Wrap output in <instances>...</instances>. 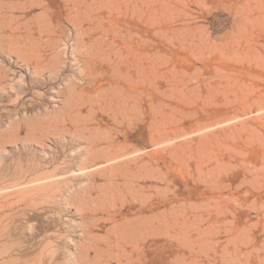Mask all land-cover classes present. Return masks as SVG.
I'll list each match as a JSON object with an SVG mask.
<instances>
[{
    "label": "rangeland",
    "instance_id": "1",
    "mask_svg": "<svg viewBox=\"0 0 264 264\" xmlns=\"http://www.w3.org/2000/svg\"><path fill=\"white\" fill-rule=\"evenodd\" d=\"M180 261L264 264V0H0V264Z\"/></svg>",
    "mask_w": 264,
    "mask_h": 264
},
{
    "label": "bare ground",
    "instance_id": "2",
    "mask_svg": "<svg viewBox=\"0 0 264 264\" xmlns=\"http://www.w3.org/2000/svg\"><path fill=\"white\" fill-rule=\"evenodd\" d=\"M6 19V18H5ZM100 40V39H99ZM79 52V51H78ZM120 88V87H119ZM111 92V91H110ZM132 92V93H131ZM131 92H129L128 94H130V97H131V99H133V98H135L134 97V92L133 91H131ZM134 100V99H133ZM70 108H72V107H70ZM70 110V109H69ZM71 111V110H70ZM76 113V112H75ZM78 119V118H77ZM108 129V128H107ZM86 134V133H85ZM88 135V134H87ZM115 135V134H114ZM117 136V135H116ZM86 137V136H85ZM108 137V136H107ZM114 140H117V139H114ZM121 140V139H120ZM124 142V141H123ZM125 143V142H124ZM100 144V140L99 139H97V138H93V139H91V141H89V148H88V152H89V154H94L95 152H97L98 150H99V148H98V145ZM109 145V144H108ZM110 145H114L113 143H110ZM125 146H126V143H125ZM127 148V147H126ZM107 151V150H106ZM73 152H75V151H73ZM113 152V151H112ZM126 152V151H125ZM107 153V152H106ZM124 153V152H123ZM126 154V153H125ZM110 155V154H109ZM110 158V160L112 159V157H109ZM95 159V158H94ZM124 159V158H123ZM90 160V159H89ZM117 160H119V159H117ZM111 161H114V160H111ZM116 161V160H115ZM87 162H88V159H86V160H84L83 161V163H85V164H87ZM108 163V162H107ZM125 163H128V162H126L125 161ZM2 166V165H1ZM33 167V166H32ZM33 168H35V167H33ZM84 170H86V169H84ZM84 170H81V171H84ZM90 170H92V168L90 169ZM106 170V169H105ZM115 171V170H114ZM72 172H75V171H72ZM72 172H69L68 174H71ZM87 173V172H86ZM91 173V175H92V172H90ZM110 173H112V172H110ZM109 174V173H108ZM111 175V174H110ZM116 176L118 175V174H115ZM62 176V175H61ZM64 176V175H63ZM66 176V175H65ZM88 176V175H87ZM111 176H113V175H111ZM10 177V176H9ZM90 177V176H89ZM93 177V176H92ZM90 179V178H89ZM90 181H92V180H90ZM90 183V182H89ZM135 183V182H134ZM137 183V182H136ZM93 184H94V182H93ZM110 184V183H109ZM114 184V183H113ZM117 184V183H116ZM135 185V184H134ZM96 186V185H95ZM95 186H93V187H95ZM89 187V186H88ZM92 187V190L94 189ZM90 188V187H89ZM114 188H116V187H114ZM137 190V189H136ZM113 191V190H112ZM87 193H88V191H86ZM106 192H108L109 193V191H106ZM133 192V191H132ZM134 192H139V191H134ZM133 192V193H134ZM83 194V193H82ZM107 194V193H106ZM115 192H114V197H116L115 196ZM127 194V193H126ZM136 194H138V193H136ZM117 195V194H116ZM133 195V194H132ZM141 195V194H140ZM89 196V195H88ZM142 196V195H141ZM108 197H109V195H108ZM113 197V198H114ZM127 197V196H126ZM125 197V198H126ZM135 197V196H134ZM133 197V198H134ZM137 197V196H136ZM143 197V196H142ZM110 198V197H109ZM129 198V197H128ZM132 198V199H133ZM139 199H142V198H139ZM146 198H144V200H145ZM91 200H93V199H91ZM97 200H99V199H97ZM101 200H104V199H101ZM118 200V199H117ZM126 200V199H125ZM131 200V199H130ZM150 200V199H149ZM76 201V200H75ZM89 201V200H88ZM114 201V200H113ZM123 201V200H122ZM139 201V200H138ZM85 202V201H84ZM92 202V201H91ZM137 202V201H136ZM46 203V202H45ZM88 203V202H87ZM90 203V202H89ZM97 203V202H96ZM110 203V202H109ZM114 203V202H113ZM147 203V202H146ZM146 203H143L142 204V206H145L144 204H146ZM74 204V203H73ZM79 204V203H78ZM91 204V203H90ZM89 204V205H90ZM126 204V203H125ZM94 205V204H93ZM111 205V204H110ZM123 205V204H122ZM85 206V205H84ZM83 206V207H84ZM87 206H88V204H87ZM90 206H92V205H90ZM107 206V205H106ZM137 206V205H136ZM150 206V205H149ZM86 207V206H85ZM95 207V206H94ZM100 207V206H99ZM102 207V206H101ZM104 207V206H103ZM114 207H115V205H114ZM117 207V206H116ZM149 208V207H148ZM151 208V207H150ZM83 209V208H82ZM96 209V208H95ZM139 209V208H138ZM146 209V208H145ZM106 210V209H105ZM133 210H135V209H133ZM80 211H82V210H80ZM83 211H85L84 209H83ZM135 211H137L138 212V210L136 209ZM184 211V210H183ZM109 212V211H108ZM140 212V211H139ZM119 213V212H118ZM143 213V212H142ZM141 213V214H142ZM179 213V212H178ZM146 214H148V212L146 211ZM145 214V215H146ZM126 215V214H125ZM155 215V214H154ZM123 216V215H122ZM141 216H143V215H141ZM156 216V215H155ZM178 216V215H177ZM5 217V216H4ZM89 217H90V215H89ZM136 217H138V215L136 216ZM18 218V217H17ZM94 218H96V217H94ZM148 218H149V216H148ZM147 218V219H148ZM158 218H159V216H158ZM162 218V217H161ZM168 218V217H167ZM173 218V217H172ZM139 219V218H138ZM145 219V218H144ZM150 219V218H149ZM148 219V220H149ZM92 220H93V218H92ZM98 220V219H97ZM146 220V219H145ZM180 220V219H179ZM131 221L133 222V220L131 219ZM130 221V222H131ZM147 221V220H146ZM150 221V220H149ZM176 221V220H175ZM86 222V221H85ZM93 222H94V220H93ZM123 223H125L124 221H122ZM129 222V223H130ZM137 222H138V220H137ZM170 222V221H169ZM83 223V222H82ZM120 224V222H117V224ZM139 223V222H138ZM145 223V222H144ZM148 223V222H147ZM150 223V222H149ZM174 223V222H173ZM178 223H180V222H178ZM85 224V223H84ZM87 224V223H86ZM89 224V223H88ZM94 225L96 224V223H93ZM116 224V223H115ZM140 224H142L141 222H140ZM139 224V225H140ZM159 224V223H158ZM166 224V223H165ZM175 224V223H174ZM183 224H184V222H183ZM121 225V224H120ZM126 225H128L127 223H126ZM145 225V224H144ZM151 225V224H150ZM155 225V224H154ZM162 225H164V224H162ZM161 225V226H162ZM173 225V224H172ZM129 226V225H128ZM131 226V225H130ZM50 227V226H49ZM83 227H86V226H83ZM115 227V226H114ZM123 227V226H122ZM153 227V226H152ZM169 227V226H168ZM173 227V226H172ZM117 228H119V227H117ZM161 228V227H160ZM15 229V228H14ZM140 229H141V227H140ZM154 229V228H153ZM152 229V230H153ZM159 229V228H158ZM161 229H163V228H161ZM114 230V229H113ZM136 230V229H135ZM146 230V229H145ZM148 230V229H147ZM156 230V229H155ZM178 230V229H177ZM182 230V229H181ZM184 230V229H183ZM85 231V230H84ZM118 231V230H117ZM120 231V230H119ZM137 231V230H136ZM13 232V231H12ZM14 232H16V230L14 231ZM90 232V231H89ZM115 232V231H114ZM122 232V231H121ZM143 232V231H142ZM145 232V231H144ZM169 232H170V229H169ZM182 232V231H181ZM123 233V232H122ZM128 233V232H127ZM158 233H159V231H158ZM178 233V232H177ZM56 234V233H55ZM91 234V233H90ZM149 234V233H148ZM156 234V233H155ZM171 234V233H170ZM179 234V233H178ZM183 234V233H182ZM87 235V234H86ZM93 235H95L94 233H93ZM121 234H119V239L118 240H121V236L123 235H121ZM129 235V234H128ZM140 235H142V234H140ZM145 235V234H144ZM124 236V235H123ZM138 236V235H137ZM137 236H135V237H137ZM171 236V235H170ZM180 236V235H179ZM97 237H99V236H97ZM101 237V236H100ZM109 237H111V236H109ZM118 237V236H117ZM145 237V236H144ZM138 238V237H137ZM88 239V238H87ZM91 239V238H90ZM89 239V240H90ZM111 239V238H110ZM104 240V239H103ZM123 240H125V239H123ZM139 240V239H138ZM125 241H127V239L125 240ZM135 241V240H134ZM46 242V241H45ZM49 242V241H48ZM51 242V241H50ZM90 242V241H89ZM168 242V241H167ZM53 243V242H52ZM133 243V242H132ZM113 244H115L116 245V243H113ZM39 245V244H38ZM37 245V246H38ZM80 245V244H79ZM88 245V244H87ZM119 245V244H118ZM123 245V244H122ZM135 245V244H134ZM144 245V244H143ZM61 246V245H60ZM84 246V245H83ZM109 246V245H108ZM139 246V245H138ZM43 247V246H42ZM110 247V246H109ZM144 247V246H143ZM34 248L36 249V247L34 246ZM88 248V247H87ZM106 248V247H105ZM116 248V247H115ZM122 248V247H121ZM140 249V248H139ZM31 250V249H30ZM29 250V251H30ZM32 250H34L33 249V247H32ZM31 250V251H32ZM109 250V249H108ZM127 250V249H126ZM28 251V252H29ZM30 251V252H31ZM42 251V250H41ZM88 251V250H87ZM99 251V250H98ZM97 251V252H98ZM181 251V250H180ZM27 251H25V253H28ZM29 252V253H30ZM109 252V251H108ZM114 253H115V251H113ZM129 252V251H128ZM140 252V251H139ZM183 252H184V250H183ZM185 253V252H184ZM17 254V253H16ZM80 254V253H79ZM82 254V253H81ZM110 254V253H109ZM146 254V253H145ZM14 255H15V252H14ZM22 255H23V253H22ZM25 255V254H24ZM47 255H49V254H47ZM87 256H88V254H86ZM101 255H102V253H101ZM119 255V254H118ZM34 256V255H33ZM33 256H31L30 258H32ZM121 256H123V255H121ZM180 256V255H179ZM183 256V255H182ZM185 256V255H184ZM183 256V257H184ZM14 257H16V255L14 256ZM14 257H12V259H14ZM21 257V256H20ZM49 257L52 259V255H51V253H50V255H49ZM49 257H46V259L48 258L49 260H50V258ZM117 257V256H116ZM149 257V256H148ZM178 257V256H177ZM17 258H19V257H17ZM36 258V257H35ZM41 258V257H40ZM91 258V257H90ZM89 258V259H90ZM98 258V257H97ZM120 258V257H119ZM48 259L46 260V262L48 261ZM60 259V258H59ZM121 259V258H120ZM149 259V258H148ZM25 260V259H24ZM38 260V259H37ZM109 260V259H108ZM137 260V259H136ZM139 260V259H138ZM78 261V260H77ZM87 261V260H86ZM101 261H102V259H101ZM107 261V260H106ZM128 261V260H127ZM140 261H141V256H140ZM33 262H35V260L33 261ZM32 262V263H33ZM39 261H37V263H38ZM100 262V261H99ZM108 262V261H107ZM121 261H119V263H120ZM184 262V261H183ZM63 263V262H62ZM85 263V262H84ZM133 263V262H132ZM135 263V262H134ZM178 263H180V264H182L181 263V261L180 262H178ZM24 264H27V262L26 263H24ZM29 264H31V262H29ZM49 264V263H48ZM122 264V263H121ZM143 264V263H142ZM185 264V263H184Z\"/></svg>",
    "mask_w": 264,
    "mask_h": 264
}]
</instances>
